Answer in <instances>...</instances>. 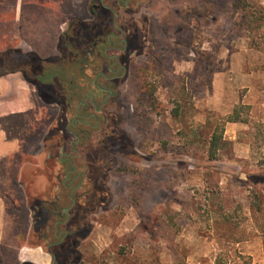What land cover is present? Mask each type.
Here are the masks:
<instances>
[{
	"label": "rangeland",
	"instance_id": "374dc122",
	"mask_svg": "<svg viewBox=\"0 0 264 264\" xmlns=\"http://www.w3.org/2000/svg\"><path fill=\"white\" fill-rule=\"evenodd\" d=\"M48 2L66 11L63 22H74L73 29L55 57L40 59L50 78H31L34 109L3 122L19 141L13 162L28 158L31 176L40 173L41 187L28 193H48L21 209L25 183L7 194L0 162V197L16 201L5 208L16 217L18 240L30 228L28 243L49 250L57 264H214L217 257L264 264V135L257 132L264 130V0L131 1L118 17L128 32L124 59L134 65L153 55L147 93L165 110L158 115L140 103L129 68L96 119L78 123V115L94 113L87 96L98 94L91 67L80 69L92 59L81 65L82 53L69 56V43L85 39L82 47L90 49L94 39L105 41L111 15L94 16L91 0ZM2 6L0 33L19 12ZM10 39L20 52L14 56L32 70L36 55L24 40ZM235 102H249L248 123L225 127L226 145L210 160L214 124ZM67 217L56 233V222ZM15 255L5 254L7 264Z\"/></svg>",
	"mask_w": 264,
	"mask_h": 264
},
{
	"label": "crops",
	"instance_id": "0c3cea01",
	"mask_svg": "<svg viewBox=\"0 0 264 264\" xmlns=\"http://www.w3.org/2000/svg\"><path fill=\"white\" fill-rule=\"evenodd\" d=\"M17 7H19V12L13 21V27L16 28V32H14L11 37L13 39H20L22 42L23 39L19 36L20 31L18 26L20 4H18ZM64 24L65 22L60 23L56 28L51 27V24H42L41 27H43V29H40L38 26L39 29L35 28L36 30H29V26L26 25V29L22 31L25 33L24 37L29 40L28 42L35 43H33V45L31 44L32 46L25 41H23V43L28 50L38 58L42 60L53 58L56 56L62 32L66 27V24ZM62 26H64V28ZM50 30H52V32H50ZM38 35H40L39 39ZM35 37L37 38L36 40ZM32 93L33 86L25 80L22 73H5L0 76V162L5 164V169L7 170V194H10L14 189L16 191L19 188H23L22 184L25 183L27 193L24 191L19 196L16 194L17 198L20 197L19 201L25 206H27L31 198H35L33 201H45V197L48 193H46V190H43V192H45L44 194H34V192L33 194H29L30 192L28 193V190L34 189V186L37 187V189L41 187L39 186L41 182L37 180L40 173L39 175L35 174L34 177L31 176V174L35 172V168L29 164L27 160L19 166L13 162V158L18 156L20 145L17 138L9 137L10 128H6L3 122L11 115L27 114L33 110L35 101ZM237 104L238 102H235V105ZM247 105H249V102H247ZM229 113H231V111L227 112L226 115ZM238 124L242 125V123H229L226 125V128ZM51 127L52 123H50L48 129ZM47 133L48 132H45L44 134ZM28 187L30 188L28 189ZM15 203V200L0 197V264H7L5 254L8 253L16 254L13 264H52L53 255H51L49 250L43 251L40 245H31L28 243L30 228L26 231L25 238L23 237L21 241L18 240L19 237L16 235L14 224L16 217L5 208L6 204L14 205Z\"/></svg>",
	"mask_w": 264,
	"mask_h": 264
},
{
	"label": "trees",
	"instance_id": "16d2710c",
	"mask_svg": "<svg viewBox=\"0 0 264 264\" xmlns=\"http://www.w3.org/2000/svg\"><path fill=\"white\" fill-rule=\"evenodd\" d=\"M18 0H0V8H3V3L10 5L14 8L17 7ZM48 0H35L32 2L20 3V16L18 21L19 26V36L27 43V40L24 37L22 31L29 26V30L43 29L42 24H51V27H57L58 24L63 23L64 15L66 11L64 9H51ZM13 18L12 21H14ZM6 25L7 32L0 33V55L3 53L6 56H0V76L5 73H14L20 72L28 83H31V78H36L40 83H43L46 77L50 76L46 74L40 66L43 64V61L40 62V58H33V61L36 62V65L33 66L32 70H29L25 63L19 62L18 55L20 52H15L13 45L11 44V32H16L13 27V22ZM27 25V26H26ZM54 25V26H52ZM36 28V29H35ZM45 31V29H44ZM10 32V33H9ZM52 32V30H50ZM9 33V34H8ZM13 41V40H12ZM30 43V42H29ZM16 54V56H14ZM147 62H138V64L131 65L130 73L128 78V85L130 89H137L139 91L138 97L141 99L140 103H145L151 110L155 111L156 114L160 115L164 112V107L157 103L156 100L152 97V93H147L150 86L147 79V70L149 69V61L156 63L153 60V55L148 56ZM39 59V60H38ZM19 60V61H18ZM15 63V64H14ZM35 70L37 72H35ZM158 73V72H157ZM53 75V74H52ZM52 77V76H51ZM34 84V83H33ZM44 84V83H43ZM250 113V106L245 104H237L232 108L231 113L228 115L219 118L213 127L211 133L209 147H208V158L214 160L217 153L224 148L226 141L224 140L225 127L229 123H248V117ZM258 134L263 136L264 130L263 127L257 130ZM28 160L25 158L23 161ZM21 194V192H20ZM21 209H25V205L21 203ZM214 264H228V261L222 259V257H217L214 261ZM246 264H249L246 262Z\"/></svg>",
	"mask_w": 264,
	"mask_h": 264
},
{
	"label": "flooded vegetation",
	"instance_id": "af4514ba",
	"mask_svg": "<svg viewBox=\"0 0 264 264\" xmlns=\"http://www.w3.org/2000/svg\"><path fill=\"white\" fill-rule=\"evenodd\" d=\"M94 1L96 0H91V8H89V12H93L92 14L94 16H98L100 14V10L105 11L106 13L108 12L111 15L112 31L105 36V41L99 38V40L94 39L90 43V49H84L82 47L83 44L86 43L85 39H83V41H79L76 45L73 43H69V48H72V50H68V55L73 56L75 52H77L78 54L82 53V56L80 57L81 65L85 62V59L87 57L92 59V62L89 65L82 66L80 69L82 71H86L89 69V67H91L92 72L95 73V79L93 81L95 91L98 95L104 93L105 97L98 105L96 102L98 99V95H88V107H93L94 113H90L88 114V116L78 115L80 118L76 119L74 123H78L81 119L84 118L96 119V114L101 111V108L104 106L105 101L108 98L112 97L114 93L113 91L117 89L125 75L129 73L128 71L131 66V61L129 59H124V56L126 55L128 49V40L126 37V33L128 32L121 27V23L118 21V17L120 10H123L126 12V14H128L130 2L133 0H99V5H93ZM111 1L114 2V4L108 6L107 3ZM93 9H96V11H93ZM73 23L74 22H68L62 32L61 37L65 40H68L70 37L69 32L73 29ZM100 35L101 38L104 37L103 34ZM98 61L102 63H99ZM98 78H101V82L99 83L96 82ZM82 106L85 107L86 104L81 102L80 107ZM98 106H100V110L97 109ZM66 210L67 209L63 208L62 213L65 214ZM61 216L62 215L58 213V217L61 218ZM68 220L69 217L65 218L62 221H57L55 232L57 233V225H60L64 228L66 227ZM60 234L63 237H66L68 235V232L61 230ZM55 236L56 238L58 237V235ZM60 242L52 245H58ZM56 261L57 259L53 255L52 264H57Z\"/></svg>",
	"mask_w": 264,
	"mask_h": 264
},
{
	"label": "water",
	"instance_id": "95a60500",
	"mask_svg": "<svg viewBox=\"0 0 264 264\" xmlns=\"http://www.w3.org/2000/svg\"><path fill=\"white\" fill-rule=\"evenodd\" d=\"M66 212V211H65Z\"/></svg>",
	"mask_w": 264,
	"mask_h": 264
}]
</instances>
